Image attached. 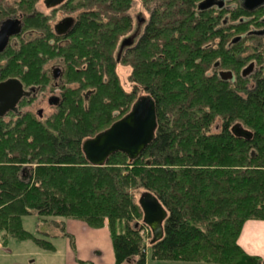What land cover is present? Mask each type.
<instances>
[{"label":"trees","instance_id":"obj_1","mask_svg":"<svg viewBox=\"0 0 264 264\" xmlns=\"http://www.w3.org/2000/svg\"><path fill=\"white\" fill-rule=\"evenodd\" d=\"M85 1L108 4L99 8L106 18L97 19L89 8L64 46L39 36L20 49L32 68L23 78L28 85L40 84L45 63L58 58L65 79L78 85L63 82L62 103L46 122L19 119L12 126L0 118V233L53 249L24 230V217H72L93 227L108 223L115 264H148L144 235L132 224L139 210L133 191L144 189L168 212L164 238L149 243L153 261L264 264V257L247 254L238 243L247 221H264V46L254 58L262 70L247 77L240 73L245 59L239 54L243 40L264 36L249 31L239 42L223 43L220 58L234 75L225 81L206 73L215 56L201 48L215 29L210 11L196 19L192 0H161L162 12L153 15L137 45L123 53L135 84L127 93L115 74L113 53L132 28L125 15L132 0ZM234 3L232 14L244 17L242 22L217 33L242 32L251 23L247 17L264 10L247 12L239 0ZM34 12L24 14V21L37 28L44 18L38 12L31 16ZM49 30L46 26L43 34ZM139 86L156 102L154 141L133 162L117 153L103 168L90 166L83 142L127 115ZM218 120L220 131L213 133ZM237 124L253 137H236L232 128ZM34 159L41 165L26 170Z\"/></svg>","mask_w":264,"mask_h":264},{"label":"rangeland","instance_id":"obj_2","mask_svg":"<svg viewBox=\"0 0 264 264\" xmlns=\"http://www.w3.org/2000/svg\"><path fill=\"white\" fill-rule=\"evenodd\" d=\"M44 0H0V18H6L9 14H14V15H18L20 13L23 14H28L31 13V11H33L35 9V12H38L42 15L41 19L43 22L42 25L40 24L37 28L33 27V26H26V30L23 31V35H20L18 38H15L12 40L11 42V48L12 49H16L18 48L23 42L25 43V41H29L27 38V36H29V32L30 30L35 29V37L33 38V40H35L37 37L39 36H43L45 33L44 29L45 27L49 26L52 27L54 24H57V22L61 21L63 18L67 17V16H72L74 18H76L77 20L80 19V17L84 14L87 13L89 11V8H91V10H95L94 12L97 15V19H101L104 20L106 17L104 16V14H101L102 10H100L99 8H107L108 4H101L98 3H94V4H87V2L85 0H71V2L69 3V0L66 2L67 5L64 4V6H60L57 7L55 9H47L44 6L43 3ZM163 1V0H162ZM202 0H192V5H196V11H194V15L196 17V19L201 17V12H197V5L201 2ZM235 0H233L230 4H227V8L224 12H219L217 11V9L211 10L208 15H211L212 19L210 20V22L212 23L211 25L215 28L214 32L212 33V35L206 40V41H202L201 43V48L202 50H204L206 53H212L215 54L213 61H210L208 67H207V71L206 73H217L218 75H220L221 72H227L229 70H231L230 67H227L226 65L223 64L222 62V58H220L221 53L224 51L223 50V43H224V47L226 46L225 41H231V40H235L238 37L241 36H247L249 31H258V30H264V24H261V22L264 20V10L260 11L252 16L247 17L248 18V22H251L242 32H235V30L230 29L229 32H225L224 34H219L216 32V30H221L222 28L225 29V27L228 26H233V25H237L240 22H242L244 17H240L238 14H232L233 11L236 8V5L234 3ZM161 0H132L130 5L125 9V15H129L132 19V28L131 30L126 33L124 36L120 37V40L118 42V45L116 46V49L113 53V57L116 58L117 54L119 52V46L121 44V41L123 40V38L133 34V32L136 29V18L138 16H144L147 18V20H150V14L153 13L158 14V11L162 12V6H159ZM99 4V5H98ZM116 5V4H114ZM107 6V7H106ZM112 7V6H111ZM123 8V7H122ZM99 11V14H98ZM166 13V17H168V13L169 12H164L162 13L163 15ZM161 14V15H162ZM103 16V17H101ZM176 19L178 18V15L175 16ZM107 20V19H106ZM105 20V21H106ZM45 21V22H44ZM204 21H208V20H204ZM259 22L258 26L255 25L256 22ZM263 23V22H262ZM42 26V27H40ZM231 28V27H230ZM226 31V30H225ZM229 34V35H227ZM177 36V35H176ZM26 39V40H23ZM67 41H64V39H52V44L53 45H57L58 47H62L65 45L66 42H68L69 40L66 39ZM241 40V38H240ZM239 40V41H240ZM184 41V39H183ZM237 41V42H239ZM163 42V40H162ZM187 42V41H186ZM23 43V44H24ZM231 43V42H230ZM236 43V42H234ZM137 45V42L135 43V45L133 47H135ZM260 45L264 46V38H260V37H256V38H249V40H243L242 44H241V56L242 58L245 59V63H244V67H242L240 69V73H242V71L249 66V64L254 63L255 68L254 70H262V65H260L259 63H257L256 60H254V58H256L257 54L259 53V47ZM132 47V48H133ZM131 49V48H130ZM226 49V48H225ZM14 51V50H13ZM123 56V55H122ZM8 56H5L4 59L2 58L0 60L1 62V67L5 68L9 65L7 64L8 61ZM20 59H22V57H20ZM253 59V60H252ZM124 56L121 57L120 62H118L116 64L115 67V74L117 75L118 78V82L119 85L122 87V89L127 92L130 93L134 90V86L135 84L131 82L130 80V76L132 73V67L129 66L127 63L123 62ZM127 60V59H126ZM61 59H56L54 61H50L49 63H45L47 64L45 67L46 68H50L52 65L56 64V63H60ZM16 62V61H15ZM21 62V61H17ZM216 64H218V67H216ZM22 64H19V66ZM63 67L64 63H63ZM216 67V69H214ZM10 70H14L15 71V65L13 67H9ZM14 74V73H13ZM15 75V74H14ZM66 82L67 87H77L78 82L76 81H71L69 79H65V75L63 77V82ZM43 82V81H42ZM52 84V81H51ZM138 88H140L138 90V97L142 96V95H148V93H146L144 91V87L139 86ZM62 92L56 90V91H51L50 94H60ZM46 90L45 91H37L36 96L32 97V98H28L25 99L23 102L20 103V105L17 107L19 110L18 114L15 113H11L8 114L6 117H4V122L6 124H11L12 126H15L17 121L19 119H23L25 122L28 120H35L38 122H46L48 120H50V118H52L54 116L55 113L58 112V107H54L51 106L48 103V96L50 95ZM42 111V116L39 117L38 116V112ZM220 124L221 122L218 120L215 123V126L212 127V132H219L220 131ZM30 156V155H29ZM32 157V155H31ZM109 161V160H108ZM40 162V164H39ZM38 165H41V161L39 160H35L33 162H31V164H28L27 166H25L24 168L27 170H36V168L38 167ZM107 165V164H106ZM0 166H3V164H0ZM144 192V189H137L135 191H133V196H134V203L137 205L138 207V213L134 218V222L132 224H136V226L141 229L142 234L144 235V239L146 241V246H147V250L149 249V243L152 240V232L150 230V228L148 226H146L143 223V212L138 204V200L140 195ZM37 216L33 215V216H28V217H24L23 218V228L25 231H27L28 233L31 234H37V235H41L42 232L45 231H49L51 236L53 235H57L59 234V223L57 222H53V218L48 217L46 219H42L40 221H44V225L41 226L40 225V233L38 232H31L29 230H33L35 229V220H36ZM40 219V218H39ZM57 220V219H55ZM109 232V231H108ZM81 235L84 237V241L79 240L78 243V247H74V245H70L68 248V264H109L110 262H108V256H111V244L109 245V247L107 246L106 242L104 244V248H102L103 250V255H98L95 251V249L97 248V246L99 245V242H92L90 243L89 240L87 239V233L86 231L82 230L81 231ZM8 235L4 232L0 233V243L3 242L4 239H7ZM52 245L55 246L56 251L55 253H50V256L52 257L51 262L52 263H57L58 257H63L64 251L62 249V242L59 240H49ZM83 242V243H82ZM150 250H148L149 252ZM75 254L77 255V257L75 256ZM57 259V260H56ZM54 260L56 262H54ZM148 264H155L156 262H153L151 259V255L148 257L147 260ZM157 264H162V263H157ZM163 264H202V263H194V262H177V263H163Z\"/></svg>","mask_w":264,"mask_h":264},{"label":"water","instance_id":"obj_3","mask_svg":"<svg viewBox=\"0 0 264 264\" xmlns=\"http://www.w3.org/2000/svg\"><path fill=\"white\" fill-rule=\"evenodd\" d=\"M67 0H44L47 9H55L64 4ZM220 3V7H222ZM242 8L247 12H254L264 7V0H240ZM215 4L213 0H203L198 9L205 11ZM73 22L72 18H66L56 26L58 34L67 32ZM22 26L21 17L19 19H7L0 27V53L4 51L9 38L20 33ZM252 34L264 36V30L253 31ZM134 38H125L119 48L117 61L126 49L134 46ZM240 40L236 38L234 42ZM218 67V64H216ZM254 63L249 64L242 71V76L247 77L254 71ZM220 77L225 80H234L232 72H221ZM27 95L22 83L19 80L11 79L0 83V118L10 111H15L19 101ZM59 99L53 97L50 105L57 106ZM53 101V102H52ZM157 130V108L156 102L150 95L139 96L134 102L130 112L120 120L116 121L108 129L100 132L93 138L86 139L82 144L84 156L92 167L103 168L108 163L111 156L122 153L131 162L138 159L146 148L154 141ZM233 134L238 138L250 140L253 134L244 129L240 124L232 128ZM138 204L143 212V223L152 232L151 245L164 238V223L168 218V212L159 199L150 192H143L138 200Z\"/></svg>","mask_w":264,"mask_h":264},{"label":"crops","instance_id":"obj_4","mask_svg":"<svg viewBox=\"0 0 264 264\" xmlns=\"http://www.w3.org/2000/svg\"><path fill=\"white\" fill-rule=\"evenodd\" d=\"M52 221L54 223H59V234L51 236L49 231H45L39 236L47 241L59 240L62 242L61 246L64 254L63 257L60 256L58 257V260L56 259L57 263L51 262L52 257L50 256V253H55L56 251L54 245L53 249H47L39 246L31 240L21 241L8 236L7 239H4L3 242L0 243V264H68V248L70 245H74V247L77 248L79 240L84 241V237L81 235L82 230L86 231L88 235L87 239L90 243L94 241L99 242V245L95 249L98 255H103L102 248H104L105 242L108 247L111 244V256H108L107 260L110 262L109 264H115L114 246L108 223H104L102 227H93L82 220L72 217L53 218ZM40 225L43 226L44 222H40V219L36 218L35 229L29 231L40 233ZM238 243L247 254L264 257V221H247L242 228ZM75 256L77 257L76 254ZM149 256L150 251L148 252L147 250V260ZM54 262L56 261L54 260ZM171 262L177 263L179 261H156L155 264Z\"/></svg>","mask_w":264,"mask_h":264},{"label":"flooded vegetation","instance_id":"obj_5","mask_svg":"<svg viewBox=\"0 0 264 264\" xmlns=\"http://www.w3.org/2000/svg\"><path fill=\"white\" fill-rule=\"evenodd\" d=\"M232 1L233 0H213V2H214L215 5L213 7H211L210 9H207L205 11L198 10V6L201 3L200 2L197 5V10L199 12H207V11L209 12L211 10L217 9V11L222 12V11L226 10V8H227L226 5L227 4H230ZM66 2L64 4H66ZM221 2H223L222 3V7H220V3ZM239 2H240V0H239ZM64 4H62L60 6H64ZM34 15H35V12L31 16H34ZM153 15H154L153 13L150 14V20H147V18L144 17V16L143 17L142 16H138L136 18V22L137 23H136V29H135V31L133 32V34H131V35L125 37V38L135 37L134 38V45H135L136 42L138 43L144 37V35L146 34L147 29H148V27H149V25H150V23L152 21ZM20 17H21V20H22V26H21L20 33H18L15 36L10 37L9 38V41H8V44L5 47L4 51L0 53V60L2 58L4 59L5 56H8L9 59L7 61V64L9 65V67H10V64H12V63L15 64V71L14 70L12 71V70L9 69L8 66L6 67V69L3 68V67H1V62H0V83H3L5 81L11 80V79H16V80H19L22 83L24 90L27 92V95H25L19 101L17 107L25 99L35 97L37 91H39V90L40 91H45L46 90L49 94H50L51 91H56V90L62 92L63 84H64L63 83V77H64V74H65V68L63 67V60L61 59L60 63H56V64L52 65L50 68H44V70L41 72L42 73L41 76L39 77L40 78V84H38V85H33V84L28 85L27 83L24 82L23 78H25V75H26L25 73H28V76L27 77H29L30 76V71L32 70V68L28 66L29 64H26L22 59H20L21 56H20L19 53H20L21 47H23L24 45L31 44L34 41L33 38L35 37V34H36L35 33V29L30 30L29 36H27V38H30V39H28L29 41H27V42L25 41V43L23 42L24 44L22 43L16 49H12L11 48V42H12V40L15 39V38H18L20 35H23V31L26 30L25 29L26 28V24H25V21H24L25 15L23 13H20L18 15L9 14L6 18H0V27H1L2 23L5 20H7V19H13V18L19 19ZM128 17H130V16L128 15ZM66 18H72L73 19V22H72L71 26L69 27V29L67 30V32L65 34L60 35V34H58V32L56 30V26L60 22H62L64 19H66ZM77 25H78V20L76 18L72 17L71 15L70 16H67V17L63 18L61 21L57 22V24H54L52 27H50L49 32H47L46 35H43L42 37L51 38V40L52 39H57V40L58 39H64V41H67L66 39H68L70 41V39H71L70 37H71L72 33L75 31ZM125 38H123V40ZM23 40H26V39H23ZM68 42H66L65 44H67ZM119 48H120V46H119ZM126 50H128V49H126ZM126 50L124 52H126ZM17 61H21V62H18L17 63ZM19 64H22V65L19 66ZM51 81H52V84H51ZM48 97H49L47 99L48 100V103L51 101V99L53 97H56V98L59 99L58 100L59 103H58L57 106L52 105L54 107H59L60 104L62 103V93H60V94H50ZM17 107H16V110L15 111H10V112H8L6 115H4L1 118H4L8 114H11V113L18 114L19 113V110H18ZM38 116L39 117L42 116V111H39L38 112Z\"/></svg>","mask_w":264,"mask_h":264}]
</instances>
